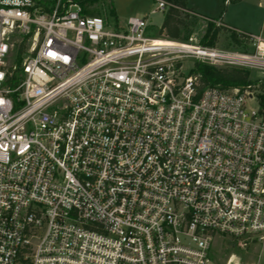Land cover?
<instances>
[{"label": "built area", "instance_id": "built-area-1", "mask_svg": "<svg viewBox=\"0 0 264 264\" xmlns=\"http://www.w3.org/2000/svg\"><path fill=\"white\" fill-rule=\"evenodd\" d=\"M212 22L250 49L155 46L145 18L0 0V264H214L217 234L264 241L255 84L195 71L262 82L264 39Z\"/></svg>", "mask_w": 264, "mask_h": 264}, {"label": "rangeland", "instance_id": "rangeland-1", "mask_svg": "<svg viewBox=\"0 0 264 264\" xmlns=\"http://www.w3.org/2000/svg\"><path fill=\"white\" fill-rule=\"evenodd\" d=\"M258 2L261 3L260 0H243L239 3L229 2L227 4L224 0H187V6L196 13L190 9L183 10L184 16L188 14L185 19L189 25L188 29L183 31V37L187 38L182 41L193 38L194 43L204 44L205 36H210L212 38L208 43L209 46L227 50L250 49L249 41L244 39L241 40V43H237L229 37V33L226 31L220 30L214 34L209 32V27L210 23L213 24L214 17L218 19L223 16L227 20L228 17L233 16L241 18L243 21L252 22L251 32H261L264 37V0H262L263 4H260L261 7H259ZM88 7L97 15L108 17L110 21L121 24L125 23L129 17L145 18L150 24V32L155 36L158 35V30L169 9L165 11L156 10V0H97ZM186 63V70H188L193 61L188 60ZM206 65L221 68L218 65ZM249 70L250 80L256 81L257 72ZM257 82L253 88L255 95L261 89V82ZM253 103L255 105V101ZM210 257L214 264H264V241L252 238L236 239L217 234L212 243Z\"/></svg>", "mask_w": 264, "mask_h": 264}, {"label": "trees", "instance_id": "trees-1", "mask_svg": "<svg viewBox=\"0 0 264 264\" xmlns=\"http://www.w3.org/2000/svg\"><path fill=\"white\" fill-rule=\"evenodd\" d=\"M81 3L85 8V13L88 15H97L95 12L89 9L88 5L96 2L97 0H75ZM172 5L169 7L165 19L158 30V38H168L171 40L182 41L187 37H183V31L188 29V23L186 22L185 17L188 14L183 15V10L190 9L196 13L192 8L187 6V0H168ZM226 0H224L225 2ZM230 3H236L240 0H228ZM220 28L214 26L210 23L209 32L214 34L220 31ZM191 31L189 30V33ZM231 38L237 42L241 43V39L237 37L235 33L230 34ZM212 37H206L204 39V44L208 45ZM195 71L200 72L204 80L210 84H219L222 87L232 88L240 87L244 88L248 84H256L257 81L250 80V70L247 68H238V67H213L203 63H197L195 66ZM258 97L261 103V108L264 112V81L261 82V89H259Z\"/></svg>", "mask_w": 264, "mask_h": 264}, {"label": "crops", "instance_id": "crops-1", "mask_svg": "<svg viewBox=\"0 0 264 264\" xmlns=\"http://www.w3.org/2000/svg\"><path fill=\"white\" fill-rule=\"evenodd\" d=\"M241 1H243V0L238 1V3L241 2ZM260 1L263 4L262 0H260ZM261 3L258 2L259 7H261V5H260ZM220 18L223 20L224 23H226L227 25H229L231 27H234L236 29H239V30H242V31H245V32H248V33H252V34H256V35L262 36L261 32L260 33L251 32L250 29L253 28L252 27L253 26L252 25V22L243 21V19H241V18H235L233 16L228 17L227 20L224 19L223 16L220 17ZM213 19H217V18L214 17ZM261 29H263V27H261ZM262 38L264 39L263 36H262Z\"/></svg>", "mask_w": 264, "mask_h": 264}, {"label": "bare ground", "instance_id": "bare-ground-1", "mask_svg": "<svg viewBox=\"0 0 264 264\" xmlns=\"http://www.w3.org/2000/svg\"><path fill=\"white\" fill-rule=\"evenodd\" d=\"M177 42L171 39L157 38L154 41L155 46H176Z\"/></svg>", "mask_w": 264, "mask_h": 264}]
</instances>
